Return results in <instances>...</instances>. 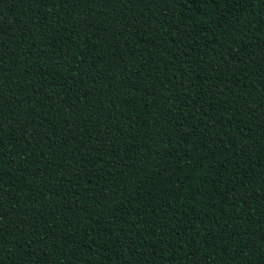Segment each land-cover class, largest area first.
<instances>
[{
    "label": "trees",
    "instance_id": "16d2710c",
    "mask_svg": "<svg viewBox=\"0 0 264 264\" xmlns=\"http://www.w3.org/2000/svg\"><path fill=\"white\" fill-rule=\"evenodd\" d=\"M0 264H264V0H0Z\"/></svg>",
    "mask_w": 264,
    "mask_h": 264
}]
</instances>
